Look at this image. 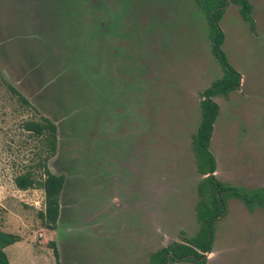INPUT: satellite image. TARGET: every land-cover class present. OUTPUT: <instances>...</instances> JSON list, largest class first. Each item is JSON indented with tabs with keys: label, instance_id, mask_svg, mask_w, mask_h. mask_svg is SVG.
Returning <instances> with one entry per match:
<instances>
[{
	"label": "rangeland",
	"instance_id": "rangeland-1",
	"mask_svg": "<svg viewBox=\"0 0 264 264\" xmlns=\"http://www.w3.org/2000/svg\"><path fill=\"white\" fill-rule=\"evenodd\" d=\"M246 1L252 22L235 2H227L217 22L223 35L219 49L239 76L235 89L214 96L221 99H215L218 109L208 148L220 182L263 196L264 0ZM214 4L215 0H0V230L20 236L5 248L10 264H119L120 238L113 233L106 239L99 229L100 126L105 118L110 121L116 87L134 86L138 106L143 107L150 85L180 84L202 92L222 78L207 17ZM80 16H86L84 28L76 25ZM102 21L114 23L113 30H119L116 39L133 44L113 46L110 34L103 41ZM102 43L117 48L111 56L118 64L112 62L100 79L110 53ZM152 62H161L155 65L160 70L155 84ZM3 80L33 106L19 101ZM100 81L111 92L104 104ZM40 115L57 126V150L48 168L65 177L55 229L46 228L38 216L44 210L43 190H20L14 184L15 176L37 161L40 143L24 129V122ZM123 116L117 114V120ZM109 143L117 147L115 141ZM110 152L107 147L105 153ZM179 160L182 168L187 166L183 153ZM123 173L133 180L131 171ZM181 183L174 205L185 213L170 214L164 225L170 244L191 241L198 215L187 213L193 197L201 224L195 233L202 232L203 223L214 251L207 264H264V206L228 197L222 212L211 215L196 193L187 190L186 181ZM198 185L195 182L196 189ZM146 257L140 252L139 264H146ZM168 264L204 263L184 258Z\"/></svg>",
	"mask_w": 264,
	"mask_h": 264
},
{
	"label": "crops",
	"instance_id": "crops-1",
	"mask_svg": "<svg viewBox=\"0 0 264 264\" xmlns=\"http://www.w3.org/2000/svg\"><path fill=\"white\" fill-rule=\"evenodd\" d=\"M85 20L82 17L81 22ZM118 32L114 30L113 46L119 43L133 44L116 39ZM117 52L116 48L111 50L109 57L104 55L100 79L108 66L116 62V57L111 55ZM160 63H151L154 71H157L152 76L153 84L160 71L155 65ZM185 89L180 84L166 85L164 88L150 85L145 102L141 103L144 106L139 107L134 86L116 87L110 121L105 118V123L100 126L99 229L106 239L113 233L120 238L122 260L119 264H139L140 252L147 255L145 263L148 264L151 253L170 243L169 233L164 226L166 220H170L169 215L185 213L174 205L177 189L183 185L181 182L185 180L187 190L192 194L195 192L196 172L191 139L200 120L201 90ZM107 91L111 94L100 81L101 104L107 103ZM215 99L219 101L221 98L217 96ZM121 112L124 118L119 122L117 114ZM109 141H115L117 147ZM107 147L112 148L109 154L105 153ZM180 153L187 162L184 168L179 160ZM125 171L132 172L133 180L129 181L123 173ZM214 173L218 176L217 169ZM190 203L187 213L194 214L193 197ZM163 213L167 217H160ZM117 218L119 223L117 221L116 224L114 219ZM213 254H209L210 258ZM104 255L103 250V258Z\"/></svg>",
	"mask_w": 264,
	"mask_h": 264
},
{
	"label": "trees",
	"instance_id": "trees-1",
	"mask_svg": "<svg viewBox=\"0 0 264 264\" xmlns=\"http://www.w3.org/2000/svg\"><path fill=\"white\" fill-rule=\"evenodd\" d=\"M241 5V14L251 20L249 12L250 5L245 0H231ZM227 4V0H215L212 9L207 11L213 35V53L218 58L224 75L221 80L215 82L210 88L204 91V99L201 102L202 115L193 137V150L196 157L198 169L202 173H211L214 171V160L208 151V142L212 132V123L217 113V105L210 99L215 93L226 94L238 85V76L226 63L224 56L219 49L222 41V34L217 29V20L222 13L223 7ZM3 85L12 93H15L18 100L28 107L33 104L17 90L11 83L2 81ZM24 129L33 137L37 138L40 146L36 152L37 161L31 164L22 173L14 178L15 186L20 190L42 189L44 192V210L38 212L43 225L48 229H55L59 216V196L64 185L65 177L63 174H55L50 171L47 165L49 158L55 155L57 150V126L49 117L40 115L39 119H29L24 122ZM224 191L222 196L221 192ZM199 194L203 208L209 214H219L221 211V202L224 197L236 196L242 199L247 205L258 204L264 206V195L259 196L254 192L250 195L246 191L224 186L215 182L213 176H207L199 185ZM219 197V198H218ZM204 199V201H203ZM199 215V212H198ZM202 219V213L200 215ZM206 228L202 223V232L190 241L192 245L201 247L203 250L209 249V240L205 235ZM208 235V234H207ZM204 236V237H201ZM20 240L18 234L0 230V264H10L5 248ZM52 244V252L56 263H58V250L54 241ZM170 254V255H169ZM191 256L199 257V254L189 245L170 244L163 247L151 255V264H167L172 259L191 258Z\"/></svg>",
	"mask_w": 264,
	"mask_h": 264
},
{
	"label": "flooded vegetation",
	"instance_id": "flooded-vegetation-1",
	"mask_svg": "<svg viewBox=\"0 0 264 264\" xmlns=\"http://www.w3.org/2000/svg\"><path fill=\"white\" fill-rule=\"evenodd\" d=\"M98 1V0H97ZM246 1V0H245ZM227 2H234V1H231V0H227ZM236 3V2H235ZM240 5V4H239ZM250 5V4H249ZM226 6V5H225ZM224 6V7H225ZM205 7V6H204ZM224 7H223V9H224ZM223 9H222V13H223ZM250 10H251V6H250ZM240 12H241V5H240ZM75 13V12H74ZM222 13H221V15H222ZM75 15V14H74ZM221 15H220V17H221ZM249 15H250V12H249ZM82 17H84V18H86V16H80L79 17V19H78V21H77V26L79 25V26H85L86 27V23H84V22H81V19H82ZM208 17V16H207ZM219 17V18H220ZM219 18H218V20H219ZM251 18V17H250ZM208 20H209V18H208ZM218 20H217V22H218ZM245 20H247V19H245ZM250 22H252V20H249ZM210 22V21H209ZM254 24H255V22L253 21V28L255 29V26H254ZM210 27H211V25H210ZM100 28H101V30H100V33H102V35L104 36L103 37V41H105V38H106V34H110V35H113V33H114V23H112V22H108V23H105V22H101V24H100ZM115 29H117L116 27H115ZM217 29L219 30V28H218V24H217ZM118 30V29H117ZM119 31V30H118ZM220 31V30H219ZM221 33V32H220ZM222 34V33H221ZM222 38H223V35H222ZM221 43H222V41H221ZM220 43V44H221ZM105 44V43H104ZM105 49L107 50V49H109L108 51L109 52H111V50H116V48H114V47H110V46H108V48H107V45L105 46ZM218 59V58H217ZM230 67V66H229ZM231 68V67H230ZM232 69V68H231ZM233 70V69H232ZM222 71H223V74H222V77H223V75H224V70L222 69ZM237 75H239L235 70H233ZM222 79V78H221ZM220 79V80H221ZM241 79V78H240ZM219 81V80H218ZM210 88V87H209ZM236 87H234L233 89H235ZM208 89V88H207ZM207 89H205V90H207ZM232 89V90H233ZM205 90H203L202 92H201V102H202V100L204 99V95H203V93H204V91ZM217 94H219V93H215L214 95H212L211 97H210V99L217 105V103H216V100H215V95H217ZM223 94V93H222ZM201 102H200V104H201ZM200 109H201V105H200ZM217 109H218V107H217ZM201 115H202V109L200 110V120H201ZM216 115H217V113H216ZM200 120H199V123H200ZM214 120H215V118H214ZM199 123H198V125H199ZM213 123H214V121H213ZM213 123H212V128H213ZM197 128H198V126H197ZM197 128H196V131H195V133L194 134H196V132H197ZM212 133V132H211ZM193 137H194V135L192 136V139H191V146H192V143H193ZM210 139H211V136H210ZM210 139H209V141H210ZM208 147H209V142H208ZM208 151H209V148H208ZM192 153H193V158H194V167H195V172H196V182L198 181V183H199V185H200V183L207 177V176H209V175H211V176H213L214 177V179H215V182H217V183H220V184H222V185H224V186H229V185H225V184H223L222 182H220L219 181V179L217 178V175H216V173H214L215 172V170H216V166H215V159H214V156H213V154L209 151V153H210V155H211V157L213 158V160H214V171L213 172H207L206 174H204V173H202L201 172V170H199L198 169V166H197V162H196V157H195V153H194V150H193V146H192ZM199 185L197 186V189H196V187H195V192H194V194L196 193V197H198V198H200V201H201V196H200V194H199ZM229 187H232V188H236V187H234V186H229ZM197 194L199 195V196H197ZM228 197H236V196H227V197H224V199L222 200V202H221V204L222 205H224V200H226L225 198H228ZM219 198V197H218ZM237 198H239V197H237ZM197 207L198 206V201L196 202V204L194 205V207ZM198 213V210H197V212L195 211V209H194V214H197ZM218 216V215H217ZM196 217V221H195V224L196 225H194L193 226V230H191V232H192V235H190V236H192V238L191 239H189V240H192V239H194L200 232L198 231L197 233H195L196 232V230H197V225H198V223L200 224V222H199V218H198V215L197 216H195ZM200 228H201V224H200ZM183 235V234H182ZM185 236V235H184ZM208 236H211V232L209 233V235ZM209 240V249H207V250H203V249H201V247H196L195 245H192L191 243H190V241H186V240H179V241H177V240H174L173 241V244H175L176 242L177 243H179V244H185V245H189L190 247H192L198 254H199V257H195V256H191V258L193 259V260H200V261H202L204 264H206L207 263V260H208V258H210L211 256L209 255L210 253H214V251H213V249H211V246H210V239H208ZM171 243V242H170ZM170 243L169 244H167L166 246H168V245H170ZM166 246H164V247H166ZM163 248V247H162ZM161 249V248H160ZM157 250H159V249H157ZM157 250H155V252L157 251ZM154 253V252H153ZM153 253H151L150 255H149V258L151 259V255L153 254ZM170 255V254H169ZM149 259V261H148V264H151V260ZM167 264H168V261H167Z\"/></svg>",
	"mask_w": 264,
	"mask_h": 264
}]
</instances>
